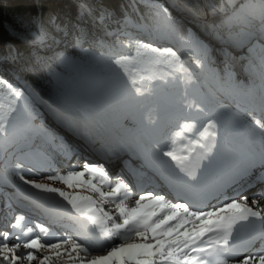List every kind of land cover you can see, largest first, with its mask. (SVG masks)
<instances>
[{"label":"snow or ice","instance_id":"obj_1","mask_svg":"<svg viewBox=\"0 0 264 264\" xmlns=\"http://www.w3.org/2000/svg\"><path fill=\"white\" fill-rule=\"evenodd\" d=\"M141 6L148 10L151 19L147 23L138 24L140 30L149 31L162 24L181 41L190 42L193 39L192 30L189 28L182 32L170 10L176 8L191 11L196 7L192 0H183L182 3L171 6H165L158 0H144L143 5L140 0H133L129 5L130 8ZM204 6L213 15L221 14L223 24L230 27L240 25L244 37L242 40H235L231 36L226 38L223 34H220V38L233 47L250 45V53L259 48V64L264 74V0H259L258 4L241 5L240 9H249L243 16L239 15L240 9H236L231 0H220L219 3L205 0ZM230 9L233 10L231 15L228 14ZM80 10L85 15L90 14L91 5L87 0H82ZM48 23L56 31H63L62 26L56 23V18H50ZM33 25L25 39L30 38L33 44H43L50 38L49 29L42 22L34 21ZM207 27L209 31H216L215 24ZM76 39L79 42L81 37L78 35ZM121 43L131 50V54L111 56L109 63L119 70L116 73L118 77L122 74L127 78V85L137 96L149 94L156 81L193 82V73L185 67L181 55L173 48L161 49L132 38ZM198 47V55H193L191 51L188 55L193 56V63L197 68L208 69L213 63V50L203 42H198ZM221 52L225 64L221 79L231 81L232 55L226 48H222ZM248 102H254L251 93H248ZM261 104L264 105V95L261 96ZM182 112L184 122L178 125L179 132L176 135L191 133L185 137L187 143L182 154H177L175 140L163 147L158 145L155 149L159 167L171 172L175 180L163 177L166 190H150L140 194L133 206L127 203L133 195L130 183L124 178L110 179L103 164L85 160L83 168L77 170L78 163L72 162L67 172H57L46 177L53 182L59 181L72 190L64 191L34 179H25L22 174L25 166L17 162L13 171L24 184L63 198L79 217H86L91 221L99 236L89 237L65 224L63 227L71 228L75 235L65 233L56 236L53 233V238L48 240L42 239L40 235L31 239L15 235L14 242L10 243L12 233L3 231L0 232V264H25V261L27 264H33V261L52 264L54 258L59 260L63 256L68 258L65 264H264V214L258 207H253L259 206L260 200L253 198L250 206L248 197L241 196L239 189H233L234 196H228L220 189L213 198L225 196V202L219 207H208L207 204L209 166L213 150L217 146L219 120L212 115V110L207 105L195 100L185 101ZM21 114L27 121L29 114L24 90L0 75V143L11 135L14 122ZM245 115L260 130L264 144V119H257L250 110ZM148 122L156 123L151 114ZM36 132L51 137L53 142L58 139L46 129H37ZM58 148L66 161H72L76 150L70 144L60 139ZM45 159L48 167H52V161ZM205 160H208L207 165L203 164ZM26 170L32 172L31 168ZM240 175L243 179L250 173L245 169ZM258 179L264 182V176ZM85 193H93L98 198ZM109 201L115 204L119 222L111 211L103 208V203ZM24 219V216H18L11 227L16 228ZM68 219L82 223L70 214ZM256 221L261 222L260 231L253 232L246 243L240 245L244 225L255 226ZM35 226L44 234L52 231L42 223H36ZM28 231L31 232L32 229L29 228ZM133 238L138 242L129 243ZM256 241L260 245L256 254H242ZM21 248L26 251L20 252ZM41 251L48 254L38 256L36 253ZM96 251H104L106 254L92 255Z\"/></svg>","mask_w":264,"mask_h":264},{"label":"bare ground","instance_id":"obj_2","mask_svg":"<svg viewBox=\"0 0 264 264\" xmlns=\"http://www.w3.org/2000/svg\"><path fill=\"white\" fill-rule=\"evenodd\" d=\"M245 4V3H244ZM241 4V5H244ZM236 6V9H240V6ZM233 10L230 9L229 10V15H231V12ZM249 11L248 8H244V9H240V16L246 15L247 12ZM191 16H189V20L190 22L193 24H190V22L188 21V23L190 24V29L192 30L193 34H194V45L192 46V48H194V50L196 52L199 53V47H198V42H203L204 44L208 45L212 50V65L209 66L208 69H204L201 70L199 68H197L195 66V64L193 63V59H191V57L188 55V53H186L185 51L183 52V56L188 60V62L191 64V68L193 70V74L194 76L199 80V86L196 87L194 89V94L195 96L189 100H195L197 103H200L202 105H207L211 110H212V115L215 116L218 120H219V135L217 137V146L216 148L213 150V159H212V163L209 166V186H208V194H211L213 192H216L217 190H215L216 186L218 185V183L216 182V180H213V172L217 170V172L223 170L225 164L223 162V156L230 154L233 155V149L234 147H227L226 143L224 141L221 140V136H226L227 135V131L228 130H236L238 135H247V137L245 135L244 138H259L261 139L260 136V130L258 128H256V126L254 124H252L248 118L246 117L245 113L248 112L249 110L252 111L255 115V117H261L264 114V105L261 104V96L264 95V74H262V70H261V66H259V55H260V50L259 48L256 49L255 52H252V56H245V61L243 64V66L241 67V69L237 68L234 61L232 60L231 63V73H234L236 71V69H238L239 72V76H234V78H232L233 80H255L257 81L260 86L262 87V92L260 94H257L256 96H254V102L250 103L248 105H245L244 109H236L234 108L231 104H227L225 101V96L233 94L235 90H232L231 87V82L228 81L226 78L224 80L221 79L222 76H224V70H225V64H224V56L223 54H221V49L222 48H229L230 50H235L238 54V56H244V47L245 46H249V45H244V46H240L239 48H235L233 46H230L228 44L225 43V40L220 38V34H223L224 37H229L231 36L233 39L235 40H242L243 37V32L241 31L240 25L237 24L235 27H230L228 29V34L225 35L220 28H222L223 26H227L225 24H223L219 19L213 18L211 15H200L201 19L197 20L195 17H193V14H190ZM196 15V14H194ZM198 16V18H200ZM187 19V20H188ZM188 24V25H189ZM216 25V31L212 32L208 30L207 26L210 25ZM102 26V25H100ZM195 27H199L198 28V32L193 31V28ZM145 35V34H144ZM147 35V34H146ZM148 36H150L152 39L155 38L153 37V34L151 33L150 35L148 34ZM210 38V39H209ZM196 39V40H195ZM158 40V41H165V38H157V39H153ZM174 41H175V37H174ZM196 41V42H195ZM156 42V41H155ZM227 49V51L229 52L230 50ZM239 49V50H238ZM181 50V49H180ZM184 58V59H185ZM185 59V60H186ZM239 65V64H238ZM205 70L207 71H211L213 74L218 73L220 76V79L218 80V82L213 83L210 78H208L207 76H205ZM243 73V75H242ZM106 79H108V81L111 84H114L116 86V89L118 90L120 97H122V99L124 98L123 101H126V106H122L123 109L121 108H116L114 109V113H116L118 110H122V111H118L120 112V114L117 112L116 115L114 113L109 112L112 116H108V118L104 119V120H99V121H95L94 118L92 117H88L87 114L85 112H82L81 115L77 116L76 121H72L71 117L69 118V125L66 127L67 129L65 130H69L71 131L70 133H79V134H86V135H81V137H84L85 141L87 142L88 147H90L91 149L94 150V148H97L95 146L97 145H103V146H107L108 144H110L111 146H115V150H119L120 151V144H119V140L117 141L116 136H114L113 132L115 131V129H117L118 126H125L126 128H129L131 124H133V122H135L134 120H132L133 118L135 120L136 116L140 117V113L137 112V101H131V99H133L132 97V93H134L133 91H129V86L126 83V80L123 81H115L113 80L111 77L106 76ZM97 85L99 88V91H97L95 93L96 95V100L100 101L102 99H109V101H113V99L110 98V95H112V98L114 97V95L112 93H109L108 89L99 83V81H97ZM155 85L158 86H163L165 85V83H157ZM178 87H184V85L182 84H178ZM165 87H168V84L165 85ZM207 91H210V93H206ZM204 94L205 95H210L213 94V97H211L210 99H200L199 97L202 96ZM147 97L143 98L146 99ZM128 103V104H127ZM55 121H58L59 115L57 116V112L56 113H52ZM59 114V113H58ZM69 114V113H68ZM149 114H151L153 116V118L156 120L155 124L149 123L148 122V116ZM56 115V116H55ZM133 115V118L131 117ZM226 115H231L235 118L236 121V125L233 128H226V126L224 125L223 122H225V118L224 116ZM142 118L145 119H140L141 123L138 124V126H136L135 130L133 133L135 134V144L137 146V144H139L143 139L147 138L149 140H152V142L155 144L154 149H152V151L154 152V157L156 159V153H155V149L156 147L159 146H166L172 143L173 140H175V148L177 151V154H182V149L184 148L185 144L187 143V140L185 137H187L188 135H190L191 133H184L183 136H177L176 133L179 132V129H176V123H175V119L172 118L170 116V114L168 113L167 109L165 108H159L158 106L155 107L152 111L146 113V114H142L141 116ZM230 117V116H227ZM127 120H129L127 122ZM59 122V121H58ZM77 122V123H76ZM60 123V122H59ZM68 131V134H69ZM120 131V130H118ZM141 134V137H138L139 134ZM70 135V134H69ZM228 136V135H227ZM77 138V137H76ZM72 141L75 143H79L81 147V149H84V151L88 152L89 150H91L90 148H86L83 145V142H77L75 141V139L72 137ZM73 147V146H72ZM102 147V146H101ZM75 149H77V147H75ZM82 152H84L83 150H81ZM100 151V150H99ZM127 153V152H126ZM117 156V155H116ZM157 160V159H156ZM76 163H78V161H76ZM203 164L207 165L208 164V160L203 161ZM84 163H78V168H83ZM141 171H139L140 173ZM111 179V178H110ZM37 182H41V181H37ZM41 183H45V184H49L52 187L55 188H59L58 185H54L52 183H48V182H41ZM32 188V187H31ZM38 190V189H37ZM63 190V189H61ZM215 190V191H214ZM41 194H43V205H46L47 207H45L44 209L40 208L44 213H49L50 215L53 216V221L55 223H57V225H62L64 222V216H63V212L68 211V208L71 207L70 205L67 204L66 201L63 200V198L59 197L57 194L55 193H46V192H42L40 190H38ZM64 191H72V190H65ZM37 192V191H36ZM18 191L15 193L14 195H16L18 197V200L16 201L17 204L19 206H21L20 208H29L28 206H25L27 203L35 206V199H33V197H26L23 195H17ZM140 194H143V191H138V193H136L135 196H132V198L130 200L127 201L129 206H133L135 199L138 198V196ZM24 195H26L24 193ZM26 197V198H25ZM26 199H30V201H27ZM225 202V197H222L219 199V201L210 204L208 207H219L221 206V204ZM110 207V210H108ZM107 207V208H106ZM103 208L105 211H111L113 215H115L117 222H119V217L116 216L115 213V204L111 201L107 202L106 204L103 203ZM45 209L47 211H45ZM59 210V211H58ZM62 210V211H60ZM69 212V211H68ZM67 213V212H66ZM65 213V214H66ZM70 215L72 214V212H69ZM64 214V215H65ZM69 214H66L65 216L68 217ZM67 225H70L67 223ZM73 227V226H72ZM75 228V227H74ZM71 229V228H70ZM22 239H28L25 237V234H22ZM134 242H138L135 238H133V240H130L129 243H134ZM48 254V253H47ZM106 254L104 251H101L100 253H92V255H104ZM91 258V257H89ZM61 259V258H60ZM57 260V259H53L52 264H65V261L68 260L67 256H63L62 260ZM34 264H38V262L35 261ZM70 264V262H69Z\"/></svg>","mask_w":264,"mask_h":264},{"label":"rangeland","instance_id":"obj_3","mask_svg":"<svg viewBox=\"0 0 264 264\" xmlns=\"http://www.w3.org/2000/svg\"><path fill=\"white\" fill-rule=\"evenodd\" d=\"M141 1H143V0H140V2ZM158 2L161 4H164L165 6H171L175 3H181L179 0H158ZM258 2H259V0H231V3L235 7L239 6L241 4H244V3H245L244 5H251L253 3L258 4ZM132 3H133V0H131V4ZM204 4H205V2H204ZM203 9H204V11L205 10L207 11V8L204 5H203ZM170 10L172 11V14H174L176 16L175 19L178 22H181L182 25H179V28L181 29V31L182 30L187 31V29L190 28V24H192L190 22V20L188 19L189 16H191L190 14H193L192 16L195 17L197 20L201 19L200 15L205 14V12L203 14H201L200 12L199 13L198 12H192V11H188L185 9H179L178 10L176 8H170ZM194 14H196V15H194ZM198 16L200 18H198ZM101 17H102V19H101ZM101 17L100 16L96 17L95 19H93L89 23V22H87L86 17L79 16V18H78V20H79L78 25L79 26L77 25L75 29L79 35H82L83 30L86 28L89 32H91L90 34H92L97 40H100L101 42L104 43L103 47L107 45L106 49H107V52L110 53V57L114 56V55H121V54L122 55H129V54H131V50L126 48L123 45V43H121L122 41L129 40L130 38L140 39L141 41H143L145 43H151L153 45V47H158L161 49L169 48V47L173 48V46H171L169 43L174 42L175 33L170 32L164 25L161 24L158 27H155L149 31H142L138 28V24L147 23L150 20V18L145 16L141 7H139V8H137V7H131L130 8L129 7L128 12H126L120 16H112V19L109 18V14L107 15V17H105V15H102ZM145 18H147V19H145ZM188 21L190 22V24L188 23ZM56 23H58L62 26L63 31H61L60 35L50 36V38L48 40H46L42 46H39V49H40L39 52L42 54L50 52L51 50L55 49L57 46H61V44L64 42V37L67 35V32H68L67 31V25L68 24L66 21H64L60 17L56 18ZM100 25H102V26H100ZM198 28L197 27L193 28V31L198 32L199 31ZM151 33L153 34V37H155L153 39L165 38V41L162 42L161 40L160 41L155 40L156 41L155 42L154 40H152V38L150 36H148V34L150 35ZM122 34H126V35H122ZM117 36H118V39H117ZM120 36H122L123 38ZM193 38H194V36H193ZM52 39H55V40H52ZM119 41H121V42H119ZM193 45H194V40L192 39L190 42L183 41L182 44L178 45L177 47L179 50L181 49V51H183V52L185 51L186 53H189V51H191L193 53V55H198L195 52H193V49H192ZM190 57H191V59H193V56H190ZM184 58L185 57L183 55H181L182 61L184 62V64L186 63L185 67L188 68L191 64H189L188 60L186 58H185L186 59L185 60ZM103 59H104V62L101 64V67L98 69H95V68L99 67L98 65H99L100 59H98V58L94 59L92 61V63H90L88 66L78 64L77 61L75 59H72L71 57H67L65 60H61L60 64H61L62 68L54 69L52 71V75L54 77V81H53L54 84L53 85H55V87H54L53 92H51V93L53 95L61 96L64 99V101H68L70 103L80 105V103H82L81 100L84 98V96H85L84 99L86 101H89V100L91 101L92 99L96 100V95L92 96L91 94H87V93H96L97 91H99V88L97 87L98 86L97 81H99L100 84L104 85L108 89L109 93H112V92L114 93V97L112 98V95H110V98L115 100L114 102L116 105L112 106V103L109 102L108 99H102L103 101L108 100L107 103H105V105H106V106H104L105 109L106 110L109 109V111L111 113H114L115 107L116 108L119 107L120 109L121 108L123 109L122 106H126V103H124V101H123L124 98L122 99V97H120V94L116 93V86L114 84H111L108 81V79H106L105 77L109 76L117 82L127 80V78L123 77L122 74H121V76L118 77L116 73L119 70L114 69V67L112 65H110L108 57H105ZM50 60L54 61L53 59H50ZM91 67H95V68H91ZM7 79H9V78L7 77ZM16 79H17V81H14V79H9V80L13 84H16V86H20V85L22 86L19 88H22L25 92V95L27 96L29 118L26 121L25 116L23 114H21L17 117V119L14 122V128L11 129V135L3 143H0V148L7 141H11L13 138H15V136H18L22 132V130L29 131L30 134H37V132H36L37 129H44V126L42 124L38 125V123H39L38 120H40V118H43L45 121L50 122V123L52 120L55 121V118H54L52 113H56L54 106L57 105L58 102L57 101L51 102L47 99L46 100L43 99V105H46L47 107H45V106L43 107V105L42 106L39 105L40 102L38 103V100L36 98L35 99L33 98V100L29 99L30 97H28V92H30V90L26 86V84L24 82L25 80L18 75H16ZM15 82H18V83H15ZM160 82H162V81H160ZM182 82H183V80H171L168 83L171 85H178ZM162 83L164 84V82H162ZM132 97H133V95H132ZM136 98H137V96H136ZM85 100H83V102ZM35 101H36V103H35ZM51 104H54V105H51ZM92 104H93V102L89 103V105H92ZM90 107H91V112H90L91 115H95L94 112L100 113V110L97 109V107H94V106H90ZM44 108H45V110H44ZM112 108H113V110H111ZM59 110H60V108H59ZM118 111H122V110H118ZM116 113H114V114L116 115ZM118 113L120 114V112H118ZM74 115H76V114H74ZM74 115L71 113L70 114H64V115H62V119H61V116H59L58 121L60 123L58 121L57 122L55 121V123H57V125L56 124L55 125L57 127L59 125L64 130L67 129L66 127L69 125V118L70 117H71L72 121H76L77 117H75ZM51 130H53V132H55V134H56L55 136L58 138L55 142H53L51 137H47V136L45 137L44 135L38 134L39 136L36 135L34 138H32V141L30 142V144L26 145L27 147H34L35 142H39V143L43 144L42 145L43 146L42 147V154L40 156H38V158H39V160L44 162V165L39 166L38 164H35V162L30 159L29 154H28L27 157L24 159V163L28 168L32 169V172L29 173V172H27V170H24L22 174L25 176V179H29V180L34 179L36 181L48 182V183H52L54 185L55 184L58 185L60 189L71 190V189H68L64 184H62L59 181L53 182V181L46 179V177L49 175H55L57 172L65 173L69 170V166H67L65 172L62 171V165L63 164H62V162H60V164H57L55 162L56 159H60V158H57L55 155L52 154L53 153L52 149H56L57 151H60L58 148L60 139L65 141L67 144H70V143L67 142V140L63 136V134L61 132H59L56 128H52ZM70 132L71 131H69L71 139L73 137L75 139V141H77V142L82 141L83 145L86 148H90L87 145L88 141H85L84 137H81V135L83 133L77 134V133H73V132L70 133ZM83 135H86V134H83ZM47 141H49L51 143V148L48 146ZM16 145H17V142L14 143L10 148L15 146V148H19V150H23V148H22L23 146L17 147ZM75 147L81 149L82 146H80L79 143H75L73 148L75 149ZM81 150L84 151V149H81ZM60 154L62 155L61 152H60ZM45 158H48L52 161V164H53L52 167H48ZM8 160H7V162H9ZM79 169H82V168H78L77 170H79ZM37 172H39V175H36ZM15 180H17L15 182V184L27 185V184H24L19 179L18 176L15 177ZM11 184L14 185L12 182L7 180V178L5 177V175L2 172H0V187L2 189V196L1 197H2V199H4V203L0 202V210H1V213L4 215V218H5L4 220H2L3 222L2 221L0 222V232L7 231L8 227H10L9 225H11L16 220V218L15 219L13 218V221H12V216L9 217L8 212H7L10 209V207H14L13 201H12L14 195L10 194L9 190H8V187H10ZM27 186L29 189H32L34 191L32 197L39 194L42 198H44L43 194H41L37 189L31 188L30 185H27ZM105 190L107 191V188H105ZM80 191H82V190H80ZM6 192H8L9 195ZM14 192L16 193V191H14ZM24 193L25 192L18 191L17 195L18 196L19 195L26 196V195H24ZM85 194H90V195H93L95 198H98L93 193H85ZM10 198H11V200H10ZM33 199H35V198H33ZM17 200H18V197L16 196V201ZM30 202H33V201H30ZM106 203H104V204H106ZM107 207L109 208L108 210H110V207L109 206H107ZM9 211L12 212L13 215L17 216V213L14 212L13 209H10ZM25 251L26 250L23 248L20 249V252H25ZM36 254L38 256L42 257L43 255H46L47 252L41 251V252L36 253ZM60 260H62V257ZM34 263H35V261H33V264ZM25 264H27L26 261H25Z\"/></svg>","mask_w":264,"mask_h":264},{"label":"trees","instance_id":"obj_4","mask_svg":"<svg viewBox=\"0 0 264 264\" xmlns=\"http://www.w3.org/2000/svg\"><path fill=\"white\" fill-rule=\"evenodd\" d=\"M179 1L183 2V0ZM204 1L192 0L196 7L191 11L203 14ZM87 2L91 5V12L85 15L80 10L82 0H0V75L14 79V81H17L16 75H18L38 91L44 93L54 81L52 71L62 68L61 60L71 57L79 64L89 65L96 58L101 60H104L105 57L109 58L110 53L107 52V45L103 47L104 43L97 40L86 28L82 35L76 32L78 18L79 16L86 17L87 22L90 23L96 17L102 15L107 17L109 14V18L112 19V16H120L128 12L131 0H87ZM214 2L219 3L220 0H214ZM143 3L144 0L140 2L141 5ZM141 9L145 16L151 19L148 10L142 6ZM57 17L67 22V35L61 46L42 54L39 52V46L43 44H33L30 38H25L33 28L34 21L42 22L49 29L50 36L60 35L61 31L51 28L48 23L50 18ZM177 23L178 27L182 25L181 22L177 21ZM182 32L186 31L182 30ZM78 35L82 36L79 42L76 39ZM14 85L16 86V84ZM22 135L15 139L25 144L30 136ZM10 145L5 146L6 152L3 154L4 160L0 164V168L7 166L6 158H13L16 148L12 147L11 149ZM16 151L21 157L22 152ZM14 167L11 165L9 168H12L11 171H13Z\"/></svg>","mask_w":264,"mask_h":264}]
</instances>
